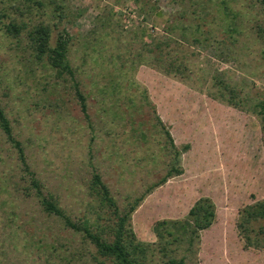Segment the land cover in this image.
<instances>
[{
	"label": "rangeland",
	"instance_id": "rangeland-1",
	"mask_svg": "<svg viewBox=\"0 0 264 264\" xmlns=\"http://www.w3.org/2000/svg\"><path fill=\"white\" fill-rule=\"evenodd\" d=\"M14 20L27 25L18 37L5 30ZM39 23L52 27V43L63 28L72 36L88 119L73 79L35 57L27 30ZM263 29L257 0H0V102L43 194L72 221L103 227L111 219L88 189L93 171L121 209L159 182L171 160L146 90L174 143L189 149L182 173L132 211L137 238L154 242L156 220L182 218L207 196L216 218L188 264H264V249L244 248L235 229L237 210L264 197ZM95 256L82 232L44 211L0 129V264H98ZM144 264H162L159 253Z\"/></svg>",
	"mask_w": 264,
	"mask_h": 264
},
{
	"label": "trees",
	"instance_id": "trees-1",
	"mask_svg": "<svg viewBox=\"0 0 264 264\" xmlns=\"http://www.w3.org/2000/svg\"><path fill=\"white\" fill-rule=\"evenodd\" d=\"M257 1L264 9V0ZM26 26V23H17L14 20L5 25V30L9 35L18 37ZM258 28L261 29L260 26ZM51 34L52 27L50 24L39 23L34 25L27 30L29 45L38 60H43L46 57L48 64L55 68L59 74H67L73 79L75 96L79 101L82 113L88 119L86 96L81 91L79 82L75 79V71L68 57L72 36L63 28L58 32L55 41L52 43ZM157 44L159 43L155 45ZM172 66L169 63L168 70ZM176 69L178 68L176 67ZM143 94L144 101L150 106L153 116L160 125V129L168 143L166 151L169 152L171 160L164 176L159 182L150 184L145 190V194L157 185L164 183L170 176L182 173L183 168L178 163V160L181 153L189 149V144L185 143L178 147L174 143L168 127L157 113L154 104L148 101L147 91L144 90ZM227 102L235 104L232 96ZM259 106L260 116L264 122V102ZM262 128L264 129V127ZM0 129L7 141L16 150L18 159L24 170L29 174L30 183L44 211L59 216L65 226L82 232L83 236L94 246L95 259L98 264H107V261L111 264H144L147 253L153 254L155 251L159 253L162 264H188L185 257L186 254L198 248L200 232L209 228L215 221V204L209 197L201 196L194 201L184 217L156 220L152 226L156 240L150 243L143 242L135 235L129 219L132 211L143 198L144 194L137 197L129 207L121 209L112 196L108 185L96 171H93L91 174L88 189L94 196L97 205L104 210L108 219H111V222L107 226L102 227L95 226L88 219H84L80 223L72 221L50 195L43 194L39 180L26 162L22 143L13 134L12 126L1 106V102ZM97 216L98 219H103L101 217L102 214L98 213ZM104 227L106 228L104 229ZM235 229L244 248L264 249V197L245 204L237 210Z\"/></svg>",
	"mask_w": 264,
	"mask_h": 264
},
{
	"label": "built area",
	"instance_id": "built-area-1",
	"mask_svg": "<svg viewBox=\"0 0 264 264\" xmlns=\"http://www.w3.org/2000/svg\"><path fill=\"white\" fill-rule=\"evenodd\" d=\"M133 14H131L133 17H135V15H134V11L132 12ZM139 17H140V19H142L143 18V15H138Z\"/></svg>",
	"mask_w": 264,
	"mask_h": 264
}]
</instances>
